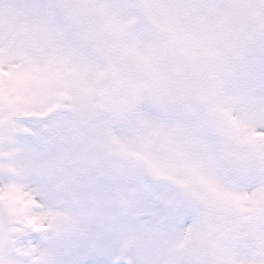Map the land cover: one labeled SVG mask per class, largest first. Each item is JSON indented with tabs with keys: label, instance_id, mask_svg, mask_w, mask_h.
<instances>
[{
	"label": "snow or ice",
	"instance_id": "snow-or-ice-1",
	"mask_svg": "<svg viewBox=\"0 0 264 264\" xmlns=\"http://www.w3.org/2000/svg\"><path fill=\"white\" fill-rule=\"evenodd\" d=\"M0 264H264V0H0Z\"/></svg>",
	"mask_w": 264,
	"mask_h": 264
}]
</instances>
